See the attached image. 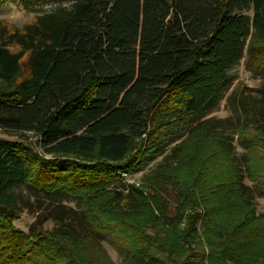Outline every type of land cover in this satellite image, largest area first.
Returning a JSON list of instances; mask_svg holds the SVG:
<instances>
[{
    "label": "trees",
    "instance_id": "16d2710c",
    "mask_svg": "<svg viewBox=\"0 0 264 264\" xmlns=\"http://www.w3.org/2000/svg\"><path fill=\"white\" fill-rule=\"evenodd\" d=\"M247 40L245 68L260 73L264 0H74L21 29L0 26V130L31 132L51 157L0 138V264H110L105 235L122 264H264V214L244 183L264 196V112L250 95L255 131L235 129L242 165L202 120L146 183L121 176L223 98ZM21 189L59 213L47 214L50 231L13 230L28 208ZM70 198L84 236L72 209L63 219Z\"/></svg>",
    "mask_w": 264,
    "mask_h": 264
},
{
    "label": "rangeland",
    "instance_id": "374dc122",
    "mask_svg": "<svg viewBox=\"0 0 264 264\" xmlns=\"http://www.w3.org/2000/svg\"><path fill=\"white\" fill-rule=\"evenodd\" d=\"M73 1L74 0H47L41 5L26 4L21 1L4 2L0 7V26L12 30L21 29L31 24L36 16L49 13L57 7L69 8ZM247 43L248 40L246 41V46L243 49L240 60L228 73L230 83L223 92V98L210 111L204 113V115L185 118V123L180 122L176 124L175 130H172V132H174L171 135L172 137L162 139L160 144L151 150L150 154L141 157V168L134 171L130 170L121 175L123 183L135 184L136 186L146 183L147 178L155 172L157 166L163 162L164 158L170 155L171 148L175 144L185 140L189 129L202 120H208L216 133H219L225 140L231 142L236 163L239 166L242 165L243 153L246 150L247 141L240 140L235 133V129L240 124H245L248 131L253 133L256 125L253 119L248 115L247 106L241 99V95L243 93L250 95V97L254 99L256 107L264 112V71L254 73L246 70ZM17 49L18 47L10 48V50L15 51ZM173 117L171 120H174ZM0 138L22 144L29 154L37 153L38 156H43L47 159L51 158L49 156H44L42 145L32 136L31 132L14 133L0 130ZM146 148H148V146L144 143V149ZM244 183L251 188V197L255 203V213L259 215L264 214V196H258V192L252 183H249L247 180H244ZM17 193L19 194L21 202L25 205L27 204L28 208H24L12 222L13 230L20 231L23 234L33 233L39 229L50 231L54 224L53 221L48 218L47 214L49 213L50 216L53 217L59 213L53 211V209H49L47 202L36 201L26 189L18 190ZM175 205L174 196L167 198L168 209L172 210ZM61 207L64 212L62 215L63 219L66 214H70L68 209L73 210L74 216L70 217L71 219L69 218V221L75 231L74 234L77 236H84L86 229L82 224L83 221L78 215L79 202L70 198L66 201H62ZM100 244L103 248L104 258L107 259L110 264H122V259L114 248L112 240L108 235L100 239ZM94 258H96L95 255ZM97 264H100V261L97 262Z\"/></svg>",
    "mask_w": 264,
    "mask_h": 264
}]
</instances>
